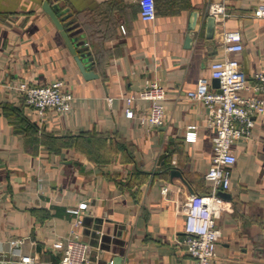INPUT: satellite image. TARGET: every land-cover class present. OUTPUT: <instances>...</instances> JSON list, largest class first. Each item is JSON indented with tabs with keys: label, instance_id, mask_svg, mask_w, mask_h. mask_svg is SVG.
I'll use <instances>...</instances> for the list:
<instances>
[{
	"label": "crops",
	"instance_id": "1",
	"mask_svg": "<svg viewBox=\"0 0 264 264\" xmlns=\"http://www.w3.org/2000/svg\"><path fill=\"white\" fill-rule=\"evenodd\" d=\"M45 1L0 0V102L21 107L55 136L107 139L102 148L49 145L42 131L31 138L18 132L0 106V264H20L8 245L16 237L25 238L22 254L61 264L54 242L75 228L90 245L85 264H112L116 256L121 264H190L186 202L214 190L206 172L216 130L208 123L209 106L187 94L202 78L213 85L211 63L219 58L239 57L250 79L264 72V17L254 13L261 0H155L154 20L142 17L141 0H50L61 15L71 14L74 39L85 48L81 55L97 73L91 78L83 75ZM213 3H223L227 14L216 16L211 34ZM225 31L241 33V52L225 49ZM57 79L75 98L70 109L49 108L43 118L11 86ZM153 80L167 91L161 125L141 120L149 100H135V115L126 113V98ZM255 121L234 145L228 193L217 190L227 207L217 217L214 264H264V113ZM190 124L197 131L192 141L186 138ZM83 202L87 206L75 212ZM78 218L83 222L76 226Z\"/></svg>",
	"mask_w": 264,
	"mask_h": 264
},
{
	"label": "built area",
	"instance_id": "2",
	"mask_svg": "<svg viewBox=\"0 0 264 264\" xmlns=\"http://www.w3.org/2000/svg\"><path fill=\"white\" fill-rule=\"evenodd\" d=\"M142 17L154 20L156 17L155 0H141ZM226 15L223 3L212 4V14ZM255 15L264 17V0L255 8ZM224 46L228 52H241L244 49L241 33L225 31ZM211 76L218 78L220 85L213 86L206 78L198 81L197 85L188 91V98L201 101L210 108L208 123L216 132L213 136L212 160L206 178L213 184L214 190L209 194H197L186 202L184 242L190 254V264H214L218 256V241L221 230L217 225V217L226 209L224 198L217 193L218 189L228 190L232 183V168L237 161L234 145L251 132L255 126V116L264 113V72L248 78L239 57L226 56L211 63ZM26 98L27 104L34 107L43 118L49 108L65 111L71 108L75 96L65 90L64 81L57 79L47 84H30L21 81L11 85ZM254 89L256 95H245V90ZM167 98L165 86L159 80L148 82L137 94L126 98L128 106L126 113L129 117L135 115L132 104L137 99L150 101L149 110L141 116V120L161 125L166 119L164 101ZM109 102L113 101L108 97ZM195 124H190L186 130L189 141L197 139ZM167 193V187L163 188ZM87 206L80 204L79 209ZM83 220L78 218L75 225ZM24 237L12 238L8 241L9 249L19 256L20 264H43L39 258L30 254H22L21 246ZM54 247L62 251L61 264H85L88 260L90 245L85 242L75 228L66 237L54 242Z\"/></svg>",
	"mask_w": 264,
	"mask_h": 264
},
{
	"label": "water",
	"instance_id": "3",
	"mask_svg": "<svg viewBox=\"0 0 264 264\" xmlns=\"http://www.w3.org/2000/svg\"><path fill=\"white\" fill-rule=\"evenodd\" d=\"M45 11L49 15V17L53 20L54 24L57 26V28L60 30L66 44L68 45L70 51L75 56V59L79 65V68L81 69L83 75L86 78H91L94 76H97V73H95L92 69L88 68L81 53L85 49L83 46H80L76 40L74 39V33L72 32L73 27H71V23L74 22L73 18L70 19L71 14H65L61 15L59 13L60 6L58 4H52L50 0H46L43 5ZM198 22V18L196 17V20L194 21V24H192L191 28L194 30L196 28ZM217 17L214 14H210L207 18V28L208 31L213 34L215 32ZM192 37L190 36L188 40H191ZM213 85L219 86L220 80L218 78L213 79ZM172 173L174 175H179L184 178L183 173L178 168L172 169ZM228 192L222 190L220 194L226 195ZM123 258L121 256H116L113 259L112 264H121Z\"/></svg>",
	"mask_w": 264,
	"mask_h": 264
},
{
	"label": "trees",
	"instance_id": "4",
	"mask_svg": "<svg viewBox=\"0 0 264 264\" xmlns=\"http://www.w3.org/2000/svg\"><path fill=\"white\" fill-rule=\"evenodd\" d=\"M0 106L3 108L6 115L9 117L11 123L14 125L15 129L18 132L24 133L25 136H29L31 138L35 133L42 131V140H45L50 145V142H60L62 145H79L84 142L86 147L96 148L94 146H99L102 148L105 146V140L107 138L90 133H82L80 135H63V136H55L51 133L46 132L44 129L40 128L36 123L30 121L23 112V109L12 102L2 101L0 102ZM29 138V139H30ZM95 144V145H94ZM94 145V146H92ZM82 147V146H81ZM92 152V151H87Z\"/></svg>",
	"mask_w": 264,
	"mask_h": 264
}]
</instances>
